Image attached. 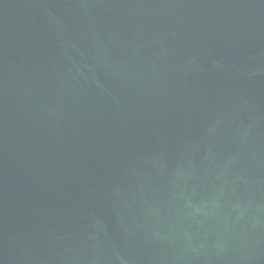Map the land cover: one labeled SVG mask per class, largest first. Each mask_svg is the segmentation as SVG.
Wrapping results in <instances>:
<instances>
[{
    "label": "water",
    "instance_id": "95a60500",
    "mask_svg": "<svg viewBox=\"0 0 264 264\" xmlns=\"http://www.w3.org/2000/svg\"><path fill=\"white\" fill-rule=\"evenodd\" d=\"M0 264H264V0H0Z\"/></svg>",
    "mask_w": 264,
    "mask_h": 264
}]
</instances>
